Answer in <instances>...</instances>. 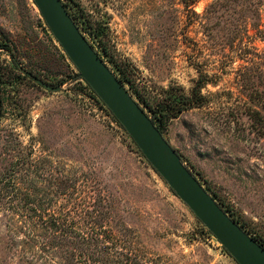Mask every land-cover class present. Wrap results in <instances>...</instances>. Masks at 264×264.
<instances>
[{
	"label": "rangeland",
	"instance_id": "rangeland-1",
	"mask_svg": "<svg viewBox=\"0 0 264 264\" xmlns=\"http://www.w3.org/2000/svg\"><path fill=\"white\" fill-rule=\"evenodd\" d=\"M60 1L118 80L111 61L127 66L129 83L119 81L148 117L138 96L151 105L170 86L189 94L203 75V105L161 134L264 243V121L252 114L264 116V0ZM87 24L104 30L100 47ZM0 29L25 68L59 88L24 81L3 95L0 264H67L79 245H128L142 264H237L79 77L30 0H0ZM48 215L55 226L38 219Z\"/></svg>",
	"mask_w": 264,
	"mask_h": 264
},
{
	"label": "water",
	"instance_id": "water-1",
	"mask_svg": "<svg viewBox=\"0 0 264 264\" xmlns=\"http://www.w3.org/2000/svg\"><path fill=\"white\" fill-rule=\"evenodd\" d=\"M54 40L154 171L220 243L237 264H264V248L215 202L150 117L106 66L60 0H30ZM53 92L59 90L32 78Z\"/></svg>",
	"mask_w": 264,
	"mask_h": 264
},
{
	"label": "trees",
	"instance_id": "trees-1",
	"mask_svg": "<svg viewBox=\"0 0 264 264\" xmlns=\"http://www.w3.org/2000/svg\"><path fill=\"white\" fill-rule=\"evenodd\" d=\"M72 17L76 22V16ZM84 30L95 44L100 47L104 38V30L101 26L96 25L91 27V25L87 24L84 27ZM2 51L5 53V59H1ZM22 59L23 58L19 56L16 48H14L10 36L3 33L0 29V124L4 116L3 95L7 93L8 90L13 89L15 85H22L24 81H34L32 78L35 76L30 70L25 68L21 62ZM111 63H113V66L119 75V80L123 83H129L126 69L127 66L123 67L117 61H111ZM30 67H33V70L35 69L34 66ZM206 83L207 82L201 74L195 83V87L189 94H186L183 89L178 86H170L167 89H162L159 94V100L151 105L144 101L140 96H138V98L139 101L143 102L147 107V110L151 114L150 119L161 133L162 129H166L169 123L176 119L180 114L190 109L200 108L203 105L199 91ZM260 99V107L264 111L263 94L260 96ZM252 114L264 121V116L259 112L254 111ZM224 211L227 212L226 210ZM30 218H36V216ZM38 219L43 223L50 222L51 226H55L57 221L54 217L49 215L46 219H43V217H38ZM232 219L236 221V223H240L233 217ZM53 232L50 234L51 239L56 240V236H58V234L56 235L57 231ZM60 235L61 234L59 233V236ZM253 239L264 248L263 242H259L254 237ZM58 246L61 248L64 245ZM127 246L128 245H79L75 252H68L67 264H142L141 262H143V260L141 261L136 253L134 255L133 253H129V255L128 253H123V250H125ZM74 259H76V261ZM81 260H83L84 263H82Z\"/></svg>",
	"mask_w": 264,
	"mask_h": 264
}]
</instances>
